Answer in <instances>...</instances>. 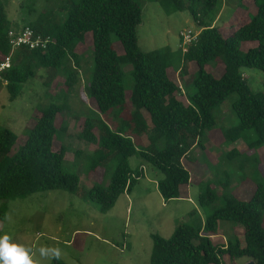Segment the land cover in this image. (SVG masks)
Returning <instances> with one entry per match:
<instances>
[{
  "label": "trees",
  "instance_id": "trees-1",
  "mask_svg": "<svg viewBox=\"0 0 264 264\" xmlns=\"http://www.w3.org/2000/svg\"><path fill=\"white\" fill-rule=\"evenodd\" d=\"M45 1L48 6L37 19H30L36 11L34 7L24 12L21 29L29 27L37 35L50 37L52 42L43 51L17 49L12 68L3 74L7 85H0L6 87L14 101L22 95L24 85L43 69L58 75L63 71L64 88H68L59 95L62 102L39 106L38 118L26 129V138L17 149L18 135L9 128H0V200L23 199L48 190H78L79 177L64 169L67 148L61 140L69 125L62 119L58 127L57 120L71 109L66 98L82 68L79 48L89 38L90 57L94 60L88 69L91 81L87 83L91 111L111 114L108 121L86 119L79 133L80 140L96 146L89 157L88 176L116 160L109 184L96 183L88 191L102 212L113 208L119 197L131 192L144 175L143 165L135 169L130 165L129 159L136 155L164 175L158 181V190L166 202L188 197L191 174L183 160L196 148L204 147L205 131L216 124L215 109L232 94L238 95L233 108L239 124L226 132V139L237 141L254 130L257 138L250 142V148L264 145V92L254 93L243 73L244 68L264 71V0H254L258 10L253 18L228 36L214 25L219 15L215 11L218 0H161L169 11L188 10L200 27L197 40L187 52H174L169 47L151 52L140 49L137 29L142 23V6L138 0H69L72 3L65 17L51 8L52 0ZM197 2H203L200 9ZM18 26L9 20L0 0V63L11 54L8 33L18 32ZM113 37L123 54L114 47ZM244 42L256 45L243 52ZM189 61L195 62L198 70L192 75L195 91L186 104L180 99L185 88L169 71L177 74ZM219 61L224 72L216 77L207 67ZM123 64L133 66L134 76L127 117L123 115L127 102ZM134 135L146 138L148 146L134 139ZM230 154L232 159L240 152ZM224 195L222 207L216 208L220 196L208 187L199 196L200 205L210 206L213 211L204 223L180 224L169 238L152 235L150 264H225V257H247L255 264H264V184L259 183L247 201ZM6 212L0 208V221ZM222 227L242 228L244 246L236 237L222 242ZM51 264L67 263L53 259Z\"/></svg>",
  "mask_w": 264,
  "mask_h": 264
},
{
  "label": "rangeland",
  "instance_id": "rangeland-1",
  "mask_svg": "<svg viewBox=\"0 0 264 264\" xmlns=\"http://www.w3.org/2000/svg\"><path fill=\"white\" fill-rule=\"evenodd\" d=\"M68 1L52 0L51 8L65 17L72 3ZM138 2L142 6V23L138 26L137 36L143 52L166 47L180 52L181 31L201 30L188 10L169 11L161 4V0ZM202 3H196L198 9ZM3 5L9 20L14 26L19 25L15 28L20 30L26 18L24 12L34 7L36 11L30 19L35 20L46 10L48 3L45 0H3ZM257 10L254 0H218L215 11L219 15L214 25L220 28L224 36H228L250 21ZM113 40L118 53L123 54L116 37ZM90 44L92 42L89 38L87 44L79 48L83 58L82 68L78 72L77 83L66 98L71 109L57 120L58 127L62 119L69 125L66 136L61 140L67 148L64 169L79 177L78 190L74 193L60 189L48 190L23 199L0 200V208L7 211L4 220L0 221V236L8 235L11 243L30 249L33 260H41L42 264H51L53 260L45 261L39 256L37 249L42 246L59 248L60 259L67 264H150L154 247L152 235L169 238L180 224L204 223L213 214L210 206L202 207L199 203L200 194L208 187L220 196L216 208L222 207L225 193L244 201L252 197L257 185L264 184V145L250 148V142L257 138L254 130L248 131L237 141L226 139V132L239 124L233 108L238 95L232 94L215 109L216 124L205 131L202 138L204 147L196 148L183 160L191 174L188 197L166 202L157 185L164 175L136 155L129 159L130 165L135 169L143 164L145 174L139 178L131 192L119 197L113 208L102 212L99 204L88 196V191L96 183L104 186L109 184L116 160L88 176L89 157L96 146L79 139L86 119L108 121L111 114L102 115L91 111L93 105L89 101L87 83L91 81L92 73L88 69L93 67L94 60L90 57ZM254 45L256 42H244L241 50L245 52ZM122 69L127 97L123 115L127 117L131 111L134 86L133 66L123 64ZM197 70L196 63L189 61L179 73L176 74L172 69L169 71L170 76L185 88L180 99L186 104L189 103V95L195 91L192 75ZM207 70L220 77L224 66L219 61L208 65ZM62 73L58 75L50 70H38L36 77L24 85L22 95L14 101L10 100L6 87L0 85V128H9L18 135L15 149L25 140L26 129L38 118L39 106L63 101L59 95L68 87L64 88L66 76ZM243 73L254 93L264 92V71L244 68ZM133 137L143 146H148L146 138L138 135ZM59 147L58 142L56 148ZM78 151L83 154H77ZM231 151H239L240 154L231 159ZM234 237L241 239L244 246L242 228H221L219 239L222 242L226 243ZM224 261L225 264L250 262L247 257L236 260L225 257Z\"/></svg>",
  "mask_w": 264,
  "mask_h": 264
},
{
  "label": "built area",
  "instance_id": "built-area-1",
  "mask_svg": "<svg viewBox=\"0 0 264 264\" xmlns=\"http://www.w3.org/2000/svg\"><path fill=\"white\" fill-rule=\"evenodd\" d=\"M199 34L200 30L198 32H193L192 30L181 31V48L184 52L188 51V48L197 40ZM8 38L11 46V54L0 63V82L4 85H7V82L3 74L12 68V57L17 49L26 47L30 50H46L52 42L50 37L37 35L29 27L20 29L18 32L13 30L10 31L8 33Z\"/></svg>",
  "mask_w": 264,
  "mask_h": 264
},
{
  "label": "clouds",
  "instance_id": "clouds-1",
  "mask_svg": "<svg viewBox=\"0 0 264 264\" xmlns=\"http://www.w3.org/2000/svg\"><path fill=\"white\" fill-rule=\"evenodd\" d=\"M10 239L8 235L0 236V264H42L41 260H33L30 249L11 243ZM37 251L45 261L61 257V250L57 247L42 246Z\"/></svg>",
  "mask_w": 264,
  "mask_h": 264
},
{
  "label": "crops",
  "instance_id": "crops-1",
  "mask_svg": "<svg viewBox=\"0 0 264 264\" xmlns=\"http://www.w3.org/2000/svg\"><path fill=\"white\" fill-rule=\"evenodd\" d=\"M141 165H143V164H141ZM141 165H140V166H141ZM143 169H144V174H145V166H144V165H143ZM157 185H158V182H157Z\"/></svg>",
  "mask_w": 264,
  "mask_h": 264
},
{
  "label": "water",
  "instance_id": "water-1",
  "mask_svg": "<svg viewBox=\"0 0 264 264\" xmlns=\"http://www.w3.org/2000/svg\"><path fill=\"white\" fill-rule=\"evenodd\" d=\"M248 264H255L254 261H250Z\"/></svg>",
  "mask_w": 264,
  "mask_h": 264
},
{
  "label": "bare ground",
  "instance_id": "bare-ground-1",
  "mask_svg": "<svg viewBox=\"0 0 264 264\" xmlns=\"http://www.w3.org/2000/svg\"><path fill=\"white\" fill-rule=\"evenodd\" d=\"M43 51V50H42Z\"/></svg>",
  "mask_w": 264,
  "mask_h": 264
}]
</instances>
